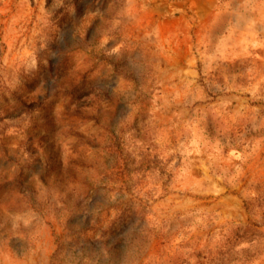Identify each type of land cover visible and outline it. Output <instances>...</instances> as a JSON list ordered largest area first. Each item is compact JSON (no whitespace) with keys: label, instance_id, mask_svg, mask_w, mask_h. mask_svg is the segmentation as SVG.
Here are the masks:
<instances>
[{"label":"clouds","instance_id":"obj_1","mask_svg":"<svg viewBox=\"0 0 264 264\" xmlns=\"http://www.w3.org/2000/svg\"><path fill=\"white\" fill-rule=\"evenodd\" d=\"M0 264H264V0H0Z\"/></svg>","mask_w":264,"mask_h":264}]
</instances>
